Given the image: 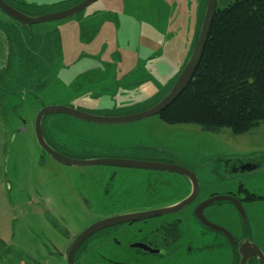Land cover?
I'll use <instances>...</instances> for the list:
<instances>
[{
	"label": "rangeland",
	"instance_id": "rangeland-1",
	"mask_svg": "<svg viewBox=\"0 0 264 264\" xmlns=\"http://www.w3.org/2000/svg\"><path fill=\"white\" fill-rule=\"evenodd\" d=\"M13 1L29 6V16L36 17L61 12L79 0ZM230 1L217 0V8L223 9ZM201 4L203 0H98L76 16L29 28L32 35L49 39L54 58L50 71L32 89L18 88L14 58L9 57L0 72L1 259L66 264L64 256L80 233L122 211L110 203L122 196L120 189L123 198L145 193L147 187L154 192L167 190L171 201L189 194L190 184L171 174L60 164L39 148L34 122L46 107H66L100 117L128 116L150 108L173 86L189 57ZM0 22L10 21L0 12ZM49 116L42 122L43 131L48 125L52 136L57 134L58 141L66 145L62 151L69 157L77 152L74 146L90 151L146 149L181 161L196 173L198 181L197 198L187 208L198 205L211 191L237 193L242 184L262 198L242 205L251 232H243L236 210L222 212V221L235 226V238L250 241L264 254V166L226 180L225 186H205L208 179L220 180L222 171L214 175L205 171L223 159L264 163V124L235 136L228 129L213 133L193 124L167 125L157 116L120 125ZM148 174L162 179L163 187L157 181H146ZM103 249L102 244L86 243L75 263L110 264L99 257ZM218 264H230V260Z\"/></svg>",
	"mask_w": 264,
	"mask_h": 264
},
{
	"label": "flooded vegetation",
	"instance_id": "flooded-vegetation-1",
	"mask_svg": "<svg viewBox=\"0 0 264 264\" xmlns=\"http://www.w3.org/2000/svg\"><path fill=\"white\" fill-rule=\"evenodd\" d=\"M4 1L11 8L17 10L23 15L29 16L27 11V8H29V6L26 8V5H23V3H19V1ZM0 12L4 14L1 10ZM8 20L10 21L8 23L0 22V72L2 70H5V68L7 67L9 57L14 58L16 62L19 60L18 58H16L17 54H15V49L13 53V50L10 46L15 45V35L19 34L20 36H24L27 31H29V28L21 26L18 22L11 19L10 17H8ZM53 58L54 55L52 56V61ZM50 65L47 66L48 70L50 69ZM18 67L19 66L16 65L18 74L16 82L19 86H17L18 88H21V85H24L27 88L32 89V87L37 83L38 79L40 77H44V75H35L31 73L28 78L23 79V77L20 76L18 70L20 68ZM44 68L46 67L44 66ZM48 116L49 115L42 118L41 127L43 120ZM42 134L46 144L55 153L71 160H132L152 164H175L188 169L187 167H185L184 163L179 160H175L172 157H169L166 153H147L146 149L125 150L122 148H96L93 151H90L85 150L84 147L77 148L71 146L77 152L74 154V157H69L62 151V149H64L66 145L63 143V141H58L59 136L57 134H54L55 137L52 136L51 129L48 125L46 126V133H44L42 127ZM68 151L70 152V150ZM263 166V162L257 159L235 157L223 159L221 164H216L214 169H207L205 171L208 174L212 173V175H214V172H216L217 170L219 171V173H221L222 171L220 180L216 179L215 182H210V180L208 179L205 186H211V188L217 185L220 187L221 185L225 186L224 182L226 180H235V176L240 175V173L247 174ZM104 167L112 168L113 171L115 169H128L113 166ZM219 168L221 169L219 170ZM140 170H145L147 172L156 171L159 172L157 173L159 175L171 174L183 178L180 175L167 171L151 169ZM188 170L191 171L195 175V177H197L196 173L193 170ZM111 175H113V173L110 174V177ZM147 178L148 179L146 181H148L149 183L157 181L161 186L165 183L162 179H159V177H155L152 174H148ZM183 179L186 180L185 178ZM186 182L189 183L187 180ZM241 186L244 192L240 191ZM110 187L112 188V184L110 185ZM155 192L147 187L145 193H136L128 196L127 198H123L124 190L120 189V193L122 194V196L119 195L118 198L111 199L110 203H113L115 206H117L116 208H119L122 211L118 212L117 215H113L112 217L124 214H144L147 212H157L181 202L190 194L189 192V194L182 196L181 198H174L175 200L171 201V195L168 194L167 190L163 189L161 192ZM241 194H243L242 197L240 196ZM251 196H253V199L251 198ZM216 197H226L236 200L241 205L243 210L244 208L242 205L244 204V202L253 203L257 200L262 199L261 197L250 194L248 190L243 188L242 184L239 185L237 193H235V190H225L224 192H222V194H220L218 191H211L204 198V200H202L200 203H198V205L194 207L187 208V206L190 205L189 204L181 211L173 214L155 216L139 222L127 223L100 231L89 237L80 246L76 253V256L86 243L91 242L92 244L96 243L105 246V249H103L104 253L99 257L103 259L104 262L110 264H133L137 263L138 261H140L139 264H218L222 259H224V261L230 260V264H235V258H239V255L237 253L238 244L241 241L247 240H245L244 238H241L240 240L235 238V226L231 224V222L228 223L226 221L224 223L222 221V212L226 210L230 212L231 210H236L235 204L229 200L218 201L212 203L207 207H204L201 210V216L203 217L202 221L198 220V218L195 216V210L199 205L211 201ZM220 202H226L228 205H219ZM240 221L243 226V232L245 234H247L249 231L251 232L247 224V220L246 223H244L240 218ZM224 231L228 234L224 233ZM133 232H135L136 234L134 235ZM112 240H114V242ZM139 246H141L142 248ZM85 249L86 248H84L83 251H85ZM255 261V259H252L250 262H248V264H253V262Z\"/></svg>",
	"mask_w": 264,
	"mask_h": 264
},
{
	"label": "trees",
	"instance_id": "trees-1",
	"mask_svg": "<svg viewBox=\"0 0 264 264\" xmlns=\"http://www.w3.org/2000/svg\"><path fill=\"white\" fill-rule=\"evenodd\" d=\"M205 5L203 0L192 47ZM10 46L23 79L48 72L53 56L49 39L27 31L24 36L16 34L15 45ZM157 117L167 125L193 124L213 133L228 129L235 136L264 124V0H231L223 9L216 5L190 80ZM240 191L244 192L242 186Z\"/></svg>",
	"mask_w": 264,
	"mask_h": 264
},
{
	"label": "water",
	"instance_id": "water-1",
	"mask_svg": "<svg viewBox=\"0 0 264 264\" xmlns=\"http://www.w3.org/2000/svg\"><path fill=\"white\" fill-rule=\"evenodd\" d=\"M98 0H82L78 4L62 10L61 12H57L54 14L48 15H40L38 17H29L23 15L22 13L18 12L17 10L8 6L4 0H0V10L10 17L11 19L18 22L21 26L30 28L33 25L45 23V22H52V21H59L71 18L73 16L78 15L80 12L85 10L87 7L91 6L93 3L97 2ZM216 7V0H206L205 9L203 12V17L200 25V29L196 38V41L190 51L189 57L180 72L178 78L176 79L173 86L167 92V94L156 104L144 110L142 112L122 116V117H100L94 116L90 114H86L80 112L78 110H74L71 108L66 107H46L43 108L41 111L38 112L36 115V119L34 122V133L36 142L42 151L47 153L51 158L55 161L66 165V166H73V167H94V166H113L119 168H128V169H151V170H159V171H167L171 173H175L177 175L182 176L185 178L191 187L190 194L187 198L182 200L181 202L169 207L162 209L157 212H147V213H133V214H124L119 215L116 217H111L105 220H101L88 228H86L82 233H80L72 242L69 249L67 250L66 255L64 256L66 264H76L75 263V256L80 248V246L92 235L103 231L108 228L120 226L127 223H134L139 222L144 219H149L155 216H161L164 214H173L176 212L181 211L187 205L191 204L198 195V181L195 175L189 171L188 169L175 165V164H152L147 162H139V161H132V160H108V159H96V160H88V161H77L65 158L57 153H55L45 142L43 134H42V127L41 121L42 118L47 115H64L68 116L83 122L96 124V125H120L126 123H133L141 120H145L154 116H158L162 111H164L180 94L183 90L185 85L190 80L195 67L198 63L199 57L201 55L202 49L204 47L208 30L210 28L211 22L213 20L214 12ZM264 164V163H263ZM229 200L235 204V208L241 218V220L246 223V216L244 210L242 209L241 205L231 198L226 197H216L211 201L205 202L199 205L195 210V216L198 220L202 221L201 210L204 207L211 205L212 203ZM224 233L228 234L224 231ZM141 247V246H139ZM236 247V244H235ZM142 248V247H141ZM238 255H239V262L238 264H248L252 259L256 260V264H264V254L262 251L253 243L248 241H241L238 244Z\"/></svg>",
	"mask_w": 264,
	"mask_h": 264
},
{
	"label": "crops",
	"instance_id": "crops-1",
	"mask_svg": "<svg viewBox=\"0 0 264 264\" xmlns=\"http://www.w3.org/2000/svg\"><path fill=\"white\" fill-rule=\"evenodd\" d=\"M0 262H5V263H14V262H11V261H5V259H1V258H0ZM16 264H22V263H16Z\"/></svg>",
	"mask_w": 264,
	"mask_h": 264
},
{
	"label": "built area",
	"instance_id": "built-area-1",
	"mask_svg": "<svg viewBox=\"0 0 264 264\" xmlns=\"http://www.w3.org/2000/svg\"><path fill=\"white\" fill-rule=\"evenodd\" d=\"M0 264H16V263H5V262H0Z\"/></svg>",
	"mask_w": 264,
	"mask_h": 264
}]
</instances>
